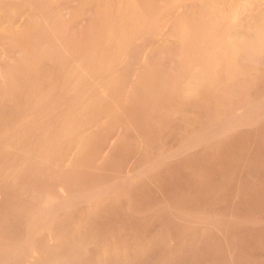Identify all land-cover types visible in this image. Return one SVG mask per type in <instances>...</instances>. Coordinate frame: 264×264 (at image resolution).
Returning a JSON list of instances; mask_svg holds the SVG:
<instances>
[{"label":"rangeland","instance_id":"rangeland-1","mask_svg":"<svg viewBox=\"0 0 264 264\" xmlns=\"http://www.w3.org/2000/svg\"><path fill=\"white\" fill-rule=\"evenodd\" d=\"M108 1L110 0H3L4 15L8 19L7 21H18L20 27L17 26L18 24L16 25L17 37L13 38L10 35L2 41L4 45L0 46V105L4 104L3 106H5L4 110H0V151L5 146L4 139L5 144L8 145V142L11 149L20 146L19 149L23 150L25 147L35 146V143L48 146L51 143H38L39 136H49L54 132L55 126L63 128L62 126L68 123L69 117L66 109L63 108L70 103V99L72 101V97L73 100L75 97L69 96L72 94H67L65 91L69 89V85L66 83L67 80H70L69 77L67 79L66 77L73 72L90 74L91 71L96 70L94 59L99 57V54L105 53L106 49L104 35L108 28L109 22L107 21L111 19L108 5L114 0H111L110 3ZM230 1L233 5L231 2L229 4V1H227L228 4L226 3L229 14L230 11H234L233 9L238 8L242 11L241 8H244L241 19L248 15H251V18L254 17L253 19L258 16L255 9L260 8V0ZM71 11L75 14L71 15ZM176 48L170 47L166 51H154V53L149 47L145 50L142 49L144 52L140 48L127 49V52L122 53L123 57L121 58L123 59L115 66L114 72L105 76L107 79L113 74L117 83L112 85L108 99L110 97L114 100L117 98L125 102L129 96L128 88L136 84L134 82L137 80L140 82L136 84L138 87L133 94L138 101L137 107L143 102L141 89L177 87L182 79L179 73L185 71L188 65L187 59L181 57L180 49ZM145 53V62L144 60L143 62L140 60L141 63L138 62L143 54L145 56ZM237 65L250 73L242 85L234 86L235 93L230 94L232 95L230 97L236 100L246 97L247 108L243 109V112L231 111L227 113L218 110L216 113L207 114L206 111L198 113L189 109L185 113L174 110L166 115L143 113V116L140 113L137 118L145 119V129H147V135H150V140H137L134 131H127L126 136L134 140L125 141L127 146L119 157L107 158L105 155V161L100 158L99 154L102 151L100 148L104 149L112 142L117 144V140L123 132L115 130L111 133L113 140L110 142L105 140L104 136L111 130L103 129L102 133H95L94 140L96 142L93 140L89 144L92 148L95 146L92 157L88 158L85 153L82 155L81 152L74 158L64 157L65 154L67 155V150H64L63 142L59 149L50 155L48 162L53 166H46L48 170L41 167L40 161L38 167L34 165L31 170L26 168L21 174L23 177L20 175L19 178L15 177L16 184L12 183V178L8 179L6 182L8 189L0 195V264H19L18 262L21 264H264V54L250 58L243 56L238 60ZM137 68L140 71H135ZM100 78L99 82L101 83ZM234 80L237 83L242 81V78L237 77ZM126 93L128 95H125ZM123 96H126L125 99ZM260 101H262V105ZM74 116L77 114L72 113L70 119L75 120ZM27 117L31 119L24 122L23 120L28 119ZM149 118H153V120L150 121ZM239 127L244 129L238 130ZM248 129L252 131L249 132ZM237 131H244V133L242 132L239 136ZM233 134H236V137H233ZM246 134L248 135L246 136ZM235 138L239 141H237L238 144ZM247 146H250V150ZM235 147H240L241 159L224 170L222 175L220 173L217 175L223 176V179L216 181L213 186L207 187L200 185L195 188L183 185L184 181L179 175L178 169L190 164L202 166V162L204 165L214 163L224 158L222 154L239 150ZM15 152L18 153V151ZM2 156L0 153V167L18 166V160ZM93 160L96 162L93 163ZM67 162L77 163L73 174H78L82 180L87 179L86 184L78 186L82 187L81 190L64 181L63 177L68 174L64 176L62 172L64 165L69 164ZM80 162L83 166L78 165ZM115 162L118 164L114 165ZM163 163L166 165L164 166ZM258 163L260 164L258 165ZM56 164L59 168L55 167ZM104 167L106 169L102 171ZM125 167L127 171H125ZM138 168H143V171L136 170ZM239 168L240 171H238ZM85 169L87 172L84 171ZM46 170L49 172L46 173ZM118 171H120L119 174H117ZM125 177L129 180H125ZM131 179L132 181H130ZM46 181H49L50 184L48 185L49 182ZM109 182L113 186H109ZM182 185L184 191L186 187V194L194 195L198 192L201 199L190 202V199H185L186 197L183 195L176 198L167 195V190L170 187L179 188ZM85 186L87 187L84 188ZM102 186L107 188L102 194L103 196L101 195L95 200H88L89 204L86 200ZM241 187L247 188V191L237 197L235 192L243 190ZM51 188L53 191L57 189L53 192L50 191ZM47 189L52 193L51 199ZM78 190L83 193H78ZM90 191L92 192L90 193ZM45 192H47L46 195L43 194ZM28 193L30 195H27ZM53 193L57 194L54 196ZM79 194L81 195L79 196ZM205 196L206 198H204ZM47 197L50 199L49 205L44 203ZM58 199L60 200L58 201ZM42 207H45L46 210ZM181 209L185 211L181 212ZM116 210L117 212H115ZM193 210L196 212H192ZM46 215L48 218L45 217ZM88 224L93 228L87 229ZM54 230L60 239L59 244L49 237V234Z\"/></svg>","mask_w":264,"mask_h":264},{"label":"bare ground","instance_id":"bare-ground-1","mask_svg":"<svg viewBox=\"0 0 264 264\" xmlns=\"http://www.w3.org/2000/svg\"><path fill=\"white\" fill-rule=\"evenodd\" d=\"M112 1L110 0L108 2L110 3ZM227 1H229V4H230V2H231L230 0H114L109 5L107 4L108 5V10H109L108 12L110 14L111 19H110V21H107V22H109L108 25H107L108 28H107V31H106V33L104 35V41L106 43L105 53H103L102 55L99 54L100 56L99 57H95V59H94V63H95L94 65H95V69L96 70L91 71V73L89 72L90 74H88V73L84 74V73H80V72H73V73L69 74L70 76L67 75V77H66V79L69 77L70 80H67V83H66L67 85H69L68 86L69 89L68 90H65V91H67V94H72V95H69V96H74L75 97L74 100H73V97H72V101L70 99V103L68 105H66L65 108H63V109H66V111H67V114H68V117H69L68 118L66 116L68 118V123H65L64 125L62 124L63 125L62 126L63 128H61L59 126H55V129L53 130L54 132L51 135H49V136H43V137L39 136V138L37 140L38 143L39 142H46L48 144L51 143L48 146H43V145H39V144L35 143V146L34 145H31V146H28L27 145L28 147H25V149L23 148V150L22 149H19L20 146L18 147V146H15V145H14L15 148L14 149L13 148L11 149L8 146L9 143L7 142L8 145H6L5 142H4L5 139L3 138L4 139L3 140V143H4L5 146L0 151L1 155H3L4 157H7L8 159H16V160H18L17 162L19 164H18V166H15V165L14 166H10V165L7 166V165H5V166H7L6 168L3 167V166L0 167V195H2V193L6 189H8V186L6 184L7 180L12 178L13 179L12 180V183H15V180H16L15 177H18L19 178L21 176V174L26 170V168H29L31 170V169H33L32 167L34 165H36L38 167L39 164H40V161H41V167L42 168H44V167L46 168V166H51V165L53 166V164H51V163L48 162L50 160L49 159L50 158V155L52 153H55L59 149V146H61V143H63V142H64V147L63 148H64V150L65 149L67 150V155L65 154L66 156L64 155V157H67L68 156V158H70V157L71 158H74V156L80 154V152H81L82 155H84V153H85V156H88V158H90V157H92L93 153L95 152V150H94L95 146H94V148H92L89 145L91 143V141L94 140V138L96 136L95 133H98L99 134V133H102L106 129L107 130L110 129L111 131H109V133L106 136H104V138H105V140H109L110 142H112V140H113V138H112L113 137V134H111V133L115 132V130L118 131V132L123 131L122 134L120 133L121 134L120 137L118 135L119 140H117V144H115L114 142H112V144H110V146H108V147H106L104 149L102 147L101 148L99 147L100 149H102L101 153L99 154L100 155V158L102 159V161H103V159L105 161V159H106L105 155H107V158L108 157L111 158L113 156H118L119 157L120 155H122L124 153V149L127 146L125 144V141L131 139L128 136H126V132L127 131H130V130L131 131H134L135 138L137 140H146V139H149L150 138L149 137L150 135L149 136L147 135V131H146L147 129H145V126H146L145 125V119L143 120V119L137 118V116L140 113H142L143 116H144V114H146V115H151V114L166 115L167 113H169L171 111H174V110L176 112H179V113H185V111H187V110L190 109V110L197 111L198 113H201V112L206 111L207 114H210V113H216V112H218V110H222V111H225V112L228 113V112H231V111H239L240 112L243 109H246L247 108L246 102H248L246 100V97H243L241 99L236 100L235 98L230 97V96H232L230 94L235 93L234 92V86L242 85L244 83V81L247 79L246 77L250 76V73L246 72L245 68H239L238 67V65H237L238 60L240 58H242L243 56L250 58V57L255 56V55L257 57V55L264 54V0H260V2H261L260 8L259 9L258 8L255 9V10H257L256 12L258 13V16H256L255 19H253L254 17L251 18L250 17L251 15L250 16L248 15L247 17H242V19H241V15L243 14L242 12H244V10H243L244 8H241L242 11L238 10V8L237 9H233L234 11H230L231 12L230 13L231 16H230L229 12L227 11L228 9L226 8L227 7L226 6ZM242 1H244V0H242ZM252 1H254V0H252ZM246 2H249V1H246ZM250 2H251V0H250ZM231 5H233V3ZM231 5H229V6L232 7ZM244 6H245V4H244ZM254 6H255V4H254ZM68 7H69V5H68ZM236 7H234V8H236ZM250 9L252 10L251 7H250ZM72 13L73 12L71 11V13H70L71 15L75 14V13H73V14ZM91 13H92V11H91ZM30 14H31V12H30ZM21 18H23V17H21ZM7 20L8 19L4 15L3 0H0V46L2 44V41L5 40L10 35H12L13 38L14 37H17V33L18 32H17V29L16 28H17V26H19L18 21L17 22L16 21H12L11 22V20L10 21H7ZM21 20H23V19H21ZM236 20L238 21L239 24L237 23ZM2 45H4V43ZM173 46H176L177 48L180 49L179 51H180L181 57L184 58V59L185 58L187 59V65H188L187 66L188 68H186L185 71H182L181 73H179L180 74V77H182V79H181V83L179 85H177V87L175 86V88L174 87L169 88V87L164 86V87L157 88V89H147V88H143V89H141V91L143 93V102L141 104L139 103L140 105H139V107H137L136 104L138 103V101L136 100V98H134V95H133L136 92L135 89L138 87V86H136V84H138L140 82V81L137 80V82H134L136 84H133L130 88H128L129 96L127 97L128 99L126 101L124 100L125 102H123L122 99L119 100L117 98L115 100L114 99H111V97H110V99H108L109 94L112 91V88H111L112 85H116L117 83H116V77H114L113 74H112L111 77H109L107 79L105 78V76L107 74H110V73L114 72L113 70H114L115 66L119 62H121L122 59H123V58H121V57H123L122 53L127 52V49H129V48H140V50H142V49L145 50L148 47L151 48L152 51L151 50L150 51L154 53V51H166V49L167 48L169 49L170 47L176 48V47H173ZM144 50H142V51L144 52ZM4 51H6V50H4ZM150 51H148V52H150ZM1 53L4 55L3 52H1ZM146 53H145V56H144V54H143V56H141L142 58L141 57L140 58L138 57L139 58L138 62H140V60H142V62H143V60L146 57ZM5 54H6V52H5ZM176 54H177V52H176ZM258 58H260V57H258ZM190 61H191V65H190ZM144 62H145V60H144ZM175 65H173V66H175ZM100 67H102V69H100ZM137 69H135V71H140V69H138V70ZM173 71H174V69H173ZM148 72H150V71H148ZM146 75H148V74L146 73ZM150 75L152 76V74H150ZM100 77H102V78H100ZM237 77L238 78H242V81L236 83L234 79H237ZM99 78H100V80H102L101 81L102 84L99 82ZM163 85H164V83H163ZM124 86H126V85H124ZM161 86H162V84H161ZM124 89H125V87H124ZM238 90H241V89H238ZM118 92H119V90H118ZM139 92H140V90H139ZM241 92H243V91H241ZM167 93H169L171 96L168 95ZM125 95H128V93H126ZM253 95H251V96H253ZM125 97L123 96V99H125ZM260 102H261L260 103L261 105L264 103V102L262 103V101H260ZM3 105L2 106L0 105V110H4L5 109V106H3ZM72 113L73 114L74 113L77 114V116H74V117H76L75 120L70 119V118H72L71 117L72 116ZM173 113H175V112H173ZM246 113H248L247 110H246ZM243 115H245V114L243 113ZM140 117H141V115H140ZM219 118H217V119H219ZM246 118H248V117H246ZM255 118H256V116H255ZM30 119L31 118H28V119H25L23 121L26 122V121H28ZM149 120L152 121L153 118H151V119L149 118ZM258 120H260V119H258ZM216 121H218V120H216ZM152 123H154V122H152ZM261 126H262V124H261ZM214 129H215V127H214ZM241 129L242 128L239 127L238 130H241ZM219 130L221 131V129H219ZM245 130H247V129H245ZM249 130L250 129H248V131ZM233 131H234V129H233ZM248 131H246V132H248ZM251 131L252 130H250L249 132H251ZM38 132H40V131H38ZM204 132H206V131H204ZM217 132H215V133H217ZM242 132L244 133V131H242ZM242 132H238L237 131L238 135L239 134H242ZM212 133H211V135H212ZM220 133H219V135H220ZM224 133H226V132H224ZM93 134H95V135H93ZM248 134H246V136ZM208 135H209V133H208ZM232 136L233 137H236V134H233ZM255 136H256V132H255ZM151 137H153V136H151ZM154 137H155V135H154ZM160 137H158V138H160ZM210 138H212V137H210ZM223 139H224V137H223ZM235 139H236L235 140L236 143L238 144L239 141L237 140V138H235ZM242 139H244V138H242ZM245 139H246V137H245ZM248 139H249V137H248ZM258 139H260V138H258ZM218 141H220V140H218ZM137 142H139V141H137ZM157 142H158V139H157ZM158 143L160 144V142H158ZM210 143H211V141H210ZM212 145H214V143ZM211 146H210V148H211ZM217 146H218V144H217ZM205 147H207V146H205ZM240 147H242V146H240ZM240 147H237V148L235 147V149H238L239 148V150H235L234 149L235 151H230V152H226V153L222 154V156L224 158H222L221 160H218V161H216L214 163L213 162L212 163H207L206 162L207 164L204 165V162H202L203 163L202 166H195V165L190 164V165H188L186 167H183L181 169H178L179 172H180L179 175H181V178L184 181V184L183 183L182 184L185 185V186H189V187L192 186V187H195V188L196 187H199L200 185H205L206 187L207 186H213L216 181H219V180H221V179L224 178L223 176H217L219 173L222 175L224 170H227L228 168H230V166L232 164L238 162V160L241 159V156H240V151H241L240 150ZM249 147L247 146V148H249ZM210 148L208 149L209 151H210ZM100 149H99V151H100ZM202 149H204V148H202ZM14 150L15 151H18V153L15 152ZM150 150H151V148H150ZM249 150H250V148H249ZM201 152H200V156L202 155ZM245 153H247V152H245ZM97 154H98V152H97ZM54 155H53V157H54ZM184 155H186V154H184ZM188 156L190 157V155H188ZM131 159H133V158L131 157ZM159 159H161V158H159ZM72 160L75 161V159H72ZM165 160L167 161L166 158H165ZM91 161H92V159H91ZM116 161H118V160H116ZM251 161H253V160H251ZM70 162H71V160H70ZM95 162L96 161L93 160V163H95ZM125 162H127V161H125ZM137 162H138V160H137ZM13 163H15V162H13ZM57 163H58V161H57ZM67 163H69V162H67ZM158 163H159V161H158ZM173 163H175V162H173ZM113 164L116 165L118 163L115 162ZM252 164H253V162H252ZM259 164L260 163H258V165ZM78 165H82L81 162ZM163 165H164V163H163ZM237 165H238V163H237ZM237 165H236V167H237ZM64 166L65 167L63 168L62 174L64 173V176H65V174L66 175L67 174L69 175V176L67 175V176L63 177L64 178V181L66 183H68L69 185L70 184H73L75 187L82 186L83 184H86L87 179L82 180V179H80V176L78 174H73L75 172L77 163H73V164L72 163L71 164L69 163L68 165H64ZM94 166H95V164H94ZM143 166H145V165H143ZM150 166L152 167V165H150ZM55 167L56 168L57 167L59 168V166H57V164L55 165ZM90 167H92V166H90ZM132 167H134V166H132ZM138 167H139V165H138ZM86 169L84 171L87 172L88 169L87 170ZM105 169L106 168L104 167V169H102V171L105 170ZM124 169H126V167ZM139 169H141V168H138L136 170H139ZM234 169H236V168H234ZM40 170H39V172H40ZM47 170H46V173L49 172V171L47 172ZM255 170H256V168H255ZM52 171H54V170H52ZM110 171H113V170H110ZM120 171H118L117 174H119ZM125 171H127V169ZM152 171H153V169H152ZM159 171H162V170L159 169ZM234 171H236V170H234ZM238 171H240V168H239ZM168 172H169V170H168ZM16 173H18V174H16ZM93 173H95V172H93ZM111 173H113V172H111ZM148 173H150V172H148ZM153 173H154V171H153ZM166 173L167 172H165V174ZM108 174H109V172H108ZM114 174H116V173H114ZM165 174L163 175L164 177H165ZM240 174H241V172H240ZM240 174H237V175H240ZM15 175H18V176H15ZM32 175H31V177H32ZM92 175L94 176V174H92ZM169 175H171V174H169ZM232 175H233V172H232ZM93 176H92V178H93ZM99 176H101V175H99ZM107 176L110 177L109 175H107ZM256 176H258V175H256ZM21 177H23V176H21ZM113 177H115V176H113ZM14 178H15V180H14ZM60 178H62V177H60ZM128 178H129V175H128ZM128 178L126 179V177H125V180H129ZM132 179L130 181H132ZM245 179H246V177H245ZM182 180H181V182H182ZM96 181H97V179H96ZM170 181H171V179H170ZM46 182H49V181H46ZM56 182H58V181H56ZM120 182H122V181H120ZM123 183H124V181H123ZM15 184H12V185H15ZM49 184H50V182L48 183V185ZM54 184H55V182H54ZM59 184L61 185V182ZM110 185H111V183L109 184V186ZM183 185L181 187H179V188H177V187L176 188H173V187H170L169 186L170 188L167 190V195L170 196V197H174V198H176L178 196H181L182 197V195H183L184 197H186L185 199H190V202L197 201L196 199H199L200 198L198 192L194 194L196 196L186 194L187 193L186 192V187H185V191H184ZM253 185H254V183H253ZM99 186H101V185H99ZM106 186H108V185L106 184ZM111 186H113V185H111ZM117 186H119V185H117ZM226 186H227V184H226ZM254 186H256V185H254ZM9 187H11V186H9ZM53 187H54V185H53ZM86 187L87 186H85L84 188H86ZM94 187H96V186H94ZM94 187H93V190H94ZM13 188H15V187H13ZM52 188L50 189V191H53ZM78 188H80V190H81L82 187H78ZM56 189H54V191H56ZM106 189L107 188L105 186H102L100 189L94 191L86 201H88L90 199H92V200L98 199L99 196H101L103 193H105ZM241 189H243V188L241 187ZM45 191H46V189H45ZM47 191L49 192L48 189H47ZM196 191H198V190H196ZM246 191H247V188H244L243 190H239V191L237 190L235 193H236V196L237 197H240V194L242 195ZM80 192L81 191H79L78 193H80ZM91 192L92 191H90V193ZM46 193L47 192H45L43 194L46 195ZM81 193H83V192H81ZM51 194L52 193L48 194L49 198L51 197ZM56 194L57 193H55V195ZM27 195H30V194L28 193ZM53 195H54V193H53ZM80 195L81 194H79V196ZM233 197H235V196H233ZM47 198H45L46 200L44 201V203H47L48 204V201L51 198L50 199L49 198L47 199ZM174 198H173V200H174ZM204 198H206V196ZM210 198H211V196H210ZM60 199H61V197H60ZM60 199H58V201ZM55 200H56V198H55ZM248 200H249V198H248ZM49 203H51V202H49ZM78 203H80V202H78ZM85 203L87 204V202H85ZM91 203H92V201H91ZM86 204H84V205H86ZM89 204H90V202H89ZM179 204L182 205V203H179ZM187 204H189V203H187ZM141 205H142V203H141ZM45 207H42V208H44V210H46ZM166 207H167V204H166ZM47 208H48V206H47ZM66 208H67V206H66ZM121 209H120V211H121ZM186 209L188 210V208H186ZM34 210H37V209H34ZM49 210H50V208H49ZM196 210H198V209H196ZM182 211H185V210H182L181 209V212ZM43 212H46V211H43ZM115 212H117V210ZM192 212H196V211L193 210ZM48 213H49V211H48ZM55 213H57V212H55ZM199 213H200V211H199ZM207 213H209V212H207ZM39 214H41V213H39ZM49 214H48V216H49ZM57 214H56V216H57ZM134 215H136V214H134ZM139 215H140V213H139ZM45 217H47V215ZM51 219H53V218H51ZM90 226H91V224H90ZM88 228L90 230L91 228H93V226L92 227H89V224H88L87 225V229ZM100 229H101V227H100ZM48 231H50V230H48ZM121 231H122V229H121ZM55 232H56V230H54L53 232H51L49 234V237H50V239H53L56 244H59L60 243V239L58 238V236L56 235ZM41 240H42V238H41ZM32 249H34V248H32ZM32 252H33V250H32ZM22 253H23V251H22ZM29 255H32V254L29 253ZM16 258H17V256H16ZM20 258H22V257H20ZM14 259H13V261H15ZM18 263L21 264V262H18Z\"/></svg>","mask_w":264,"mask_h":264}]
</instances>
